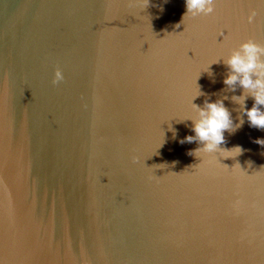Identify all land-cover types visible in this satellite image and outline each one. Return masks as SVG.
Listing matches in <instances>:
<instances>
[{
  "label": "water",
  "instance_id": "1",
  "mask_svg": "<svg viewBox=\"0 0 264 264\" xmlns=\"http://www.w3.org/2000/svg\"><path fill=\"white\" fill-rule=\"evenodd\" d=\"M185 13L0 0V264H264V130L223 83L241 43L264 46V0ZM217 100L242 153L189 155L193 104Z\"/></svg>",
  "mask_w": 264,
  "mask_h": 264
},
{
  "label": "clouds",
  "instance_id": "2",
  "mask_svg": "<svg viewBox=\"0 0 264 264\" xmlns=\"http://www.w3.org/2000/svg\"><path fill=\"white\" fill-rule=\"evenodd\" d=\"M148 3L149 0H143V7H147ZM185 5L186 13L183 16V20L189 14L194 18L198 16H211L215 12V0H185ZM255 17L256 12L250 11L247 17L248 23H253ZM262 55H264V46H261L251 39L241 43L238 49L226 61L232 74L223 83L233 91H235L233 86L239 83L240 87L252 96L254 104L250 109L244 108L243 114L247 116L250 127L264 130V111H261V106H264V61L260 60ZM63 79L64 76L61 70L56 69L53 84L59 83ZM237 99L242 104L244 97H233V100ZM193 108L199 112L200 116V119L193 121L195 136H187L180 143H191L195 140L199 141L203 147L196 149L194 152H190L189 155L199 151L215 153L218 151L231 152L234 149L238 151L237 156L242 153L240 147H235L231 150L220 147L226 143L224 133L226 131L234 132L236 130L232 126L230 113L224 106L223 100H217L212 103L205 102L203 108H199L193 104ZM242 125L243 120L240 121V124L236 125V128ZM254 142L264 145V139H257ZM133 162H136L135 158H133Z\"/></svg>",
  "mask_w": 264,
  "mask_h": 264
}]
</instances>
